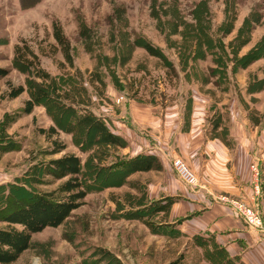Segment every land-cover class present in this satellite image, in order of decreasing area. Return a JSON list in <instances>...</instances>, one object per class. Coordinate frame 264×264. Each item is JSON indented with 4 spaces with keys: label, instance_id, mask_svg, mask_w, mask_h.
<instances>
[{
    "label": "rangeland",
    "instance_id": "obj_1",
    "mask_svg": "<svg viewBox=\"0 0 264 264\" xmlns=\"http://www.w3.org/2000/svg\"><path fill=\"white\" fill-rule=\"evenodd\" d=\"M54 22L68 41L71 65L54 38ZM145 41L158 47L164 57L150 55L142 47ZM24 42L35 54L29 56L31 66L14 60L15 45ZM259 43L264 55V0H43L33 10H21L16 0H0V67L8 69L0 78V119L6 112L19 110L34 89L44 87L61 99L62 106L79 105L80 112L100 117L110 130L122 127L126 133L133 125L131 112L143 118L140 109L149 107L157 120L167 114H183L187 119L194 101L206 103L208 120L214 119L213 106L222 114L233 106L244 109L252 122L261 121L264 111L255 109L256 99L243 95L236 79L224 74L228 58L235 62ZM217 57L222 70L215 68ZM39 68L50 78H38ZM260 77L263 89L264 62H260ZM9 84L24 87L17 99L6 96ZM263 103L260 96V106ZM47 114L46 108L37 105L35 114L22 117L8 130L23 148L0 159V205L9 191L18 195L23 188L56 187L27 183L30 167L38 161L32 162L33 155L53 139L65 143L63 153L81 158L80 177L87 194L84 204L60 226L33 234L30 248L12 264H168V246L161 238H151L144 223L157 226L161 214L150 216L146 209L145 220H132L128 211L133 200L146 199L144 184L157 181L159 174L129 175L122 186L95 188L99 182L120 179L107 170L97 181V170L111 169L128 154L81 128L73 137L60 129L48 138L38 131L50 127ZM62 121L68 122V113ZM129 183L137 184L138 190ZM100 248L114 254L100 256Z\"/></svg>",
    "mask_w": 264,
    "mask_h": 264
},
{
    "label": "crops",
    "instance_id": "obj_2",
    "mask_svg": "<svg viewBox=\"0 0 264 264\" xmlns=\"http://www.w3.org/2000/svg\"><path fill=\"white\" fill-rule=\"evenodd\" d=\"M16 1L21 10H33L43 0L29 6H23L21 0ZM228 59L224 74H231L236 79L243 95L256 99L255 109L258 112L264 111V103L260 106V96H264V88L260 89V80L263 79L260 77V62H264V57L244 67L237 66L233 57ZM214 63L215 68H224L218 57ZM205 104L194 101L193 106L188 107L191 114L187 119L183 114L174 117L167 114L159 121L152 117L147 106L140 109L143 118L140 114L139 117L132 112L129 114L133 125H130L127 133L122 127L112 129L127 141V145L120 148L124 154H154L162 166L160 170L130 174L132 177L156 172L159 179L146 181V199L133 200L129 210L146 207L152 201L166 197L175 198L166 214L159 211L154 215L161 214L160 222L156 223L158 231L151 230L148 234L151 238H161L168 246L165 249L168 264L174 262L176 257L181 258L172 264H264V244L258 233L249 229L243 219L219 200L223 195L248 202L252 200L254 180L250 165L257 161L261 170L257 202L264 220V117L261 121L252 122L244 109L229 106L228 114L226 111L222 114L213 106L214 119L208 120L209 111ZM36 107L22 117L35 114ZM40 107L45 108L43 105ZM50 120V126H54L59 133V127L52 118ZM66 133L72 136L70 132ZM172 158L181 159L191 169L196 176L195 185H188L180 181L177 175L173 176L176 173L171 165ZM128 186L138 190L135 183ZM132 220L139 219L133 217ZM191 252L194 262H191L192 257L189 258Z\"/></svg>",
    "mask_w": 264,
    "mask_h": 264
},
{
    "label": "trees",
    "instance_id": "obj_3",
    "mask_svg": "<svg viewBox=\"0 0 264 264\" xmlns=\"http://www.w3.org/2000/svg\"><path fill=\"white\" fill-rule=\"evenodd\" d=\"M38 0H21L23 6H29L36 3ZM53 35L56 41L62 46L63 54L68 63L72 64L71 55L69 53V44L61 27L57 23H53ZM142 47L152 56L163 58L162 51L154 46L150 41L142 43ZM29 56L35 57L33 50L24 42V45L16 44L14 47V60L25 65L31 66L33 62ZM204 56H202L203 58ZM264 57L260 55V43L255 49L248 52L246 55L236 57V64L244 67L258 58ZM8 74V69L0 67V78ZM37 77L48 79L49 73L44 69L39 68ZM9 90L6 96L10 99L19 96L23 91L22 85L13 86L9 84ZM31 97L24 101L23 106L15 112H6L0 119V159L7 152L19 151L22 144L14 139L8 133L9 128L23 115L30 114L36 105L45 106L48 115L53 119L59 129L70 132L72 136L80 134V128L86 132H90L95 138L101 142L114 146L125 147L127 141L118 134L110 130L100 117H96L86 112H80L81 106L70 104L63 106L58 102L61 100L51 93H47L45 88L36 91L33 90ZM58 95V94H57ZM55 104L59 108L55 109ZM62 107V108H60ZM78 110H76V109ZM68 122L63 123L62 119L67 118ZM38 131L46 134L48 138L57 133L54 126L48 129L40 128ZM65 143L58 139L51 140L50 145L36 150L32 157L34 163L30 167V177L28 185H52L56 187L51 190H26L15 195L9 193L5 196L4 201L0 205V264H12L21 254L30 248L32 235L41 232L47 227H58L72 212L84 204V198L87 190L83 187V182L80 177L82 172V160L75 153H63ZM61 154L59 157L55 155ZM120 163H113L111 169L99 168L97 170L96 180L99 181L101 174L107 170L113 172L120 177L116 182L97 183L95 188L104 189L109 186H117L124 184L128 176L134 172H146L149 170H160L161 162L154 154L140 153L134 156L125 155ZM24 187V186H21ZM175 198L166 197L159 201H152L146 207L137 210H128L133 216L139 220H145L146 209L150 210L149 215L154 216L157 212L163 211L166 214L170 205ZM144 223L152 231H158L156 225L145 220ZM100 256H111L112 253L105 249H98ZM181 257H178L174 262L177 263ZM110 262V261H109ZM171 263V264H172Z\"/></svg>",
    "mask_w": 264,
    "mask_h": 264
},
{
    "label": "built area",
    "instance_id": "obj_4",
    "mask_svg": "<svg viewBox=\"0 0 264 264\" xmlns=\"http://www.w3.org/2000/svg\"><path fill=\"white\" fill-rule=\"evenodd\" d=\"M171 165L175 170L178 179L188 185L196 184V176L189 167L179 158H172ZM252 178L254 180V195L250 202L229 196H220L219 200L226 204L236 215H238L246 223L247 227L260 236V240L264 244V220L258 208V197L260 194L261 170H259L258 162L250 165Z\"/></svg>",
    "mask_w": 264,
    "mask_h": 264
}]
</instances>
